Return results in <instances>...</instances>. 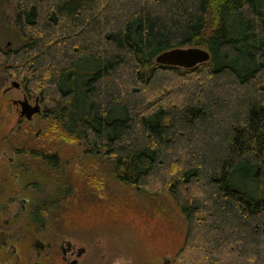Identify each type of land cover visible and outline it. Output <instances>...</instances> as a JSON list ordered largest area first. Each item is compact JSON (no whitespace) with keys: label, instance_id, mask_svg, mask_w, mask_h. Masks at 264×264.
Listing matches in <instances>:
<instances>
[{"label":"trees","instance_id":"obj_1","mask_svg":"<svg viewBox=\"0 0 264 264\" xmlns=\"http://www.w3.org/2000/svg\"><path fill=\"white\" fill-rule=\"evenodd\" d=\"M11 1L0 33L17 44L0 48V87L15 78L39 93L102 190L109 179L174 200L187 232L171 264H264V0ZM179 47L211 57L156 61ZM47 166L34 217L51 225L72 189Z\"/></svg>","mask_w":264,"mask_h":264},{"label":"rangeland","instance_id":"obj_2","mask_svg":"<svg viewBox=\"0 0 264 264\" xmlns=\"http://www.w3.org/2000/svg\"><path fill=\"white\" fill-rule=\"evenodd\" d=\"M12 6L13 1L7 0L0 8L5 27L12 16ZM0 35V48L17 44L15 33L8 30L6 35ZM3 65L0 56V68ZM1 77L0 70V80ZM15 80L7 78L0 87V146L12 151L19 144L38 145L58 155L59 169L66 173L72 192L66 203L52 212L51 224L65 223L68 236L82 232L78 239L89 248L88 255L95 257L94 264H171L187 232L185 217L174 200L167 194L129 192L109 179L102 182L103 190L99 188V180L93 177L101 176L96 174L98 168L88 158L85 144L70 141L60 128L55 130L45 118L44 109L31 120L19 117L12 100L23 99L25 92L34 103L39 93L26 90L21 81L22 90L12 88L4 93ZM8 154L11 156V152ZM0 159L7 157L0 155ZM41 188L46 189L43 182Z\"/></svg>","mask_w":264,"mask_h":264},{"label":"flooded vegetation","instance_id":"obj_3","mask_svg":"<svg viewBox=\"0 0 264 264\" xmlns=\"http://www.w3.org/2000/svg\"><path fill=\"white\" fill-rule=\"evenodd\" d=\"M21 86L15 80L4 93L12 88L22 90ZM25 101L33 107L40 104L39 97L33 103L24 92L23 99L12 100L19 117L31 120L22 112ZM48 154L57 156L38 145L19 144L12 151L0 146V155L7 157V160L0 159V264H94L95 257L88 255L89 248L78 239L82 232L68 236L63 228L65 223L47 225L34 217L41 171L48 167L47 163L58 166L61 163V160L46 162L41 159ZM61 216L58 219L62 222Z\"/></svg>","mask_w":264,"mask_h":264},{"label":"water","instance_id":"obj_4","mask_svg":"<svg viewBox=\"0 0 264 264\" xmlns=\"http://www.w3.org/2000/svg\"><path fill=\"white\" fill-rule=\"evenodd\" d=\"M210 52L202 47H179L162 52L156 61L164 65L179 66L183 68H193L210 59ZM13 84H18L14 82ZM42 108L39 103L31 106L27 101L22 103V112L31 119L34 114L40 113Z\"/></svg>","mask_w":264,"mask_h":264}]
</instances>
